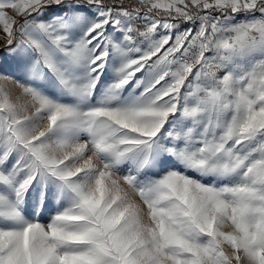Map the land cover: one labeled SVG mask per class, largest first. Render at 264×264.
I'll list each match as a JSON object with an SVG mask.
<instances>
[{
	"label": "snow or ice",
	"instance_id": "snow-or-ice-1",
	"mask_svg": "<svg viewBox=\"0 0 264 264\" xmlns=\"http://www.w3.org/2000/svg\"><path fill=\"white\" fill-rule=\"evenodd\" d=\"M0 32V264H264V0H0Z\"/></svg>",
	"mask_w": 264,
	"mask_h": 264
},
{
	"label": "rangeland",
	"instance_id": "rangeland-1",
	"mask_svg": "<svg viewBox=\"0 0 264 264\" xmlns=\"http://www.w3.org/2000/svg\"><path fill=\"white\" fill-rule=\"evenodd\" d=\"M126 1H129V0H126ZM0 37H3L2 32H0ZM4 46H5L4 40L2 38H0V50H2L4 48ZM2 55H3V53H2V51H0V56H2ZM8 83L11 84L12 82L9 81Z\"/></svg>",
	"mask_w": 264,
	"mask_h": 264
},
{
	"label": "crops",
	"instance_id": "crops-1",
	"mask_svg": "<svg viewBox=\"0 0 264 264\" xmlns=\"http://www.w3.org/2000/svg\"><path fill=\"white\" fill-rule=\"evenodd\" d=\"M127 2H134V0H129V1H126V3H127Z\"/></svg>",
	"mask_w": 264,
	"mask_h": 264
}]
</instances>
